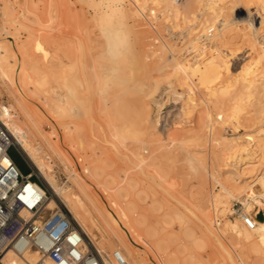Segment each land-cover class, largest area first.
<instances>
[{
    "label": "bare ground",
    "instance_id": "bare-ground-1",
    "mask_svg": "<svg viewBox=\"0 0 264 264\" xmlns=\"http://www.w3.org/2000/svg\"><path fill=\"white\" fill-rule=\"evenodd\" d=\"M129 1L131 5L136 6L140 10L141 15L144 17H147L146 15L149 14L150 17L153 18L154 16L157 18L156 14L157 11H159V13L163 15V19L166 21L165 26L168 30L167 32L170 34L171 39L172 37L174 38V34L176 33H178V35H189V37L186 38L187 42L185 41V43L188 44L183 47L185 51L187 50L188 52L186 55H183L181 53L182 56H180L178 55L180 54L178 53L179 51L176 50L177 47L172 44L174 41L171 43H167L166 40L164 42H162L161 40L163 44L160 42L161 45L158 48H153L152 50L148 48L146 54H143L141 56L140 62L145 72L139 82L132 79L134 76V72L130 66L125 65V58L123 54L125 45L120 41H116L117 49L119 51L117 55L114 54L115 52L109 54L102 51V55H100L99 53L100 56H107L104 63L108 67L112 68V71L114 72L113 78L115 80V85L119 86L124 82H128L125 89L123 90L126 91V89L131 88V92L133 90L137 92V96L135 95L136 97H134L133 104L131 105L128 103V101H125V99L122 100V97H118L121 99V101L119 99L120 105L117 103L116 104L122 110L116 109V114L119 113L123 116V113L118 112V110H120L121 112L123 110L124 112H127L128 110V113L131 112V114L128 116V118L124 117L125 122L122 123L124 121L123 120L121 122V125H114L115 123L112 122L113 124L110 127V123L107 121L109 125L108 129L110 131V137L103 135V137L99 139V135L97 136L99 132L95 130V126H101L99 115L102 116L101 114H105L106 110L105 112L98 114L97 116V111L95 112V110H97L98 105H96L97 107H95L94 101H92L93 98L88 92L91 91V87H101V89H106L107 83L100 82V76H96L95 73L94 74L96 78L95 80L93 79L94 82H90L88 80L89 77L90 80L91 78H94L92 74V77L85 76L87 77V79L84 77V71L85 73L87 71L84 70V63L88 66L90 61L83 62L84 60H82L81 55L80 57H78L79 60L76 62H72V58V60L68 62L69 64H63V67H70V70H68L67 68L66 70L63 67L62 69H59L63 72H65L66 70L68 73L67 76L62 77V75H64V73L62 72V75H59L57 73V76H61L57 77L54 74L56 73V70L53 72V74H51V72H49L50 70L47 69V73L46 68L49 67L46 66L43 61H40L39 58L34 59L36 57L32 56L34 55L31 54L32 51L31 53H29L28 48L21 49L20 47H16L14 45L6 46L2 44L3 40H0V79L3 86L5 87V90L9 94H11L10 96H12V99H14L15 102L20 105L26 120L27 129H22L18 126L14 128V126L12 125L11 127L10 121L5 120V118H7L6 116L8 115V110L1 105L0 120L7 127L12 136L13 142L20 150L23 157L30 163L34 172L37 174L40 181L49 192V195H47L46 198L47 207L49 209L60 206L66 208V210L68 211V215L70 214L69 218L72 223L76 227H78L87 238V241L84 242L85 248L88 249L89 247H92L96 249L97 252H99L103 257H105V254L109 255L110 258H107V260L105 261L106 264H117L110 255L114 250L110 253H107L100 249L97 245L95 235L93 234V229L101 233L103 228H108L112 232L113 238L117 240V242L124 250L123 253L122 251H119L126 261V264H145L142 257H140V253L135 248L136 245L134 243V241L139 239L140 237L138 236L139 232L133 230H136V225H143L145 227L146 219L142 216L141 218L132 216L131 221L127 219L123 221L124 213L121 206H119V202H124V207H126L129 212L136 213L140 207L139 199L141 198V196L139 194L146 193L147 195V192L143 190V188H141L142 190L139 189L135 199L132 200L128 199L129 194L128 192H126L127 189L123 188H120L117 191H111L112 193L103 194L96 187L95 183H101L100 179L102 176H109V179L111 180L115 179V177L110 178V175H108V173L110 170L113 171L112 168L113 166H116L118 160L116 162L115 160L112 161L110 159L101 158L100 152L96 146L98 145L101 147L100 143L102 145L106 144V146L110 145L117 153H119L120 156L117 159H123L127 163L129 161L133 164V166L131 164L130 165L135 170L134 172L128 171L131 172V174L128 175L127 181L136 188L141 183H146L151 179H154V175L151 174V172H154L159 177L162 176L163 171V174H165V172H170L168 171V169L167 171L164 170V166L166 165H164V161L166 160L165 154L167 153L165 147L166 145L164 143L167 141V138H170L171 143H177L179 145H182L183 143L190 144L194 148L193 151L190 152V154H187L189 157L185 159V163L187 164V167L191 169L190 171L200 175L201 185L203 189L205 188V173H207L206 165H208L209 163H205V159L201 151L208 143H210V145L215 144L221 146L222 151L219 150L220 152H222L221 154L215 152L216 150H214V152L212 150L213 153L211 155V158L214 161L218 158H223L221 161H226L227 159H229L230 162L226 161L227 163L225 162L224 164L227 166L232 165V168L238 167L237 164H239V162L241 163V165L242 163L245 164V166H243L240 171L238 170L239 174L236 179H227L223 182L219 180L220 178L215 179V181L221 185V190L219 192L215 194H209L208 191L200 193V197L197 198L198 205L196 206V213L199 219L198 231L200 233L198 241L202 240L203 243H206L205 239H207L212 245L218 247L219 252L225 253L224 264H233V260H235L236 256V252L233 250V247H235V245L240 246L241 251L244 252L246 256L252 260L253 264H264V219L257 220L254 218L255 225L253 228H248L245 224L243 225L240 222V220L243 221V218L246 215H251L250 211L252 209H256L257 211L264 210V98L259 97L264 94V34L260 33V30L264 28V8H262V10L258 12L257 9L251 10L252 8L250 9L249 6H242V3L247 4L258 0ZM91 2L92 0L89 3L93 4ZM148 4L150 6H148ZM146 5L149 8L147 7L148 14L145 15V10L143 11V9L146 7ZM129 8L130 7L128 5V7L126 8L128 13V24L131 26V28H134V26H137L139 24L136 23L137 21L132 12H129ZM156 9L158 10L156 11ZM98 12L94 14H98ZM55 14L57 15V12L54 13V15ZM96 17L94 15V18ZM156 18H153L152 21ZM181 22H183V24L184 22H186L187 27L185 28V30L181 28L182 30L180 29V31L177 30L175 32V29L173 28L179 27ZM90 31L92 32V30ZM132 31L134 30L132 29L131 33ZM183 35L180 36V40H184L183 37L185 36ZM234 35H236V37L238 35L239 39L242 42L249 44V54L244 55L243 50V54L241 53V50L237 52L239 46H235L236 41L234 40ZM138 38V35L134 37V39ZM156 39L154 38V41L158 42L159 38L157 40ZM177 43L175 42V44ZM80 44L82 45V43ZM53 47V51H51L54 55L50 54L53 55L50 58L56 59V61L59 60V62L56 65L53 64L55 67L52 64L51 65L53 66V68H56L58 64V66L61 67L63 58L61 60L58 56L59 52V54H62L60 50L61 47H58L57 43L56 45L53 43ZM113 48L115 47L112 46V50ZM167 51L174 57L172 61L167 60L168 56L167 58L165 57ZM235 51L237 54L241 53V56L238 58V62L236 61L230 65L228 63L229 59L227 57L231 56ZM64 52L65 54L69 55V52ZM190 53L194 54L188 56ZM150 58H153V60L151 62H148L147 60H149ZM66 61L67 60L65 59L64 62ZM103 61L104 60H102V62ZM58 66L56 69L59 68ZM126 66H128L129 68L127 69ZM22 70L24 72H22ZM89 71L91 72L92 69ZM105 73L107 74V72ZM229 73H233V75L229 77ZM74 76H76L78 81L74 78ZM122 79H124V81ZM192 81L195 82V85L192 84ZM19 82L25 86L27 92L30 93L29 95L33 94L34 96L35 94L34 97L37 96L40 101H42L46 109L51 112V115L49 116L53 115L58 121H60V127L62 126V128H64L65 130L66 135L70 137L69 141L65 136L66 140L71 145L70 146L68 144L70 148L76 147V150L79 147L83 149L88 144L91 147V153L89 154L86 152L85 154L82 153L83 155H77V152L75 154L72 152L73 155H77L78 161L80 163H78V165L79 167H81L78 171H70L69 169L70 181L65 186H61L57 182L55 176L52 173L51 166L43 159L44 156L42 155L43 152L41 154V149H38V147H35L33 143H31V136H39L40 138H45V134L43 135V133L40 131L37 123L38 119L36 120L33 112L23 105V101L19 97L22 96V94L18 92L17 87V83ZM51 82H54L56 85L62 84L63 90L59 92L55 86L53 87L50 85ZM92 84H94V86H92ZM102 85L104 86V88H102ZM193 88H195L194 90L198 91H196V93H200V91L203 92L204 96L198 97L195 94ZM157 90H159L157 95L166 94L167 97L174 96V99L175 97L180 96L182 93H185L186 99L184 98L185 101L181 105V111L185 116L192 112L196 105H204L200 108L204 109V111L200 114V121L196 122V127L192 128L194 124L191 127H189L190 125L187 124L189 126L183 128V130L174 128L173 130H176L174 131L176 132V134L167 133L164 136H161V134H159L157 130V125L159 123V115L157 114L164 102L162 96L157 98L156 95H154ZM260 92H262L261 95H259ZM133 94H135L134 91L132 95ZM116 95L117 94H115V96ZM196 96L198 98H196ZM251 97H253L254 99H252ZM107 99L110 101L109 97L106 98V100ZM151 102L154 104V107L150 106ZM210 105L216 108V113L214 115L211 113V111H209ZM250 105H253L255 107L252 112L250 109H248ZM111 106V109H113V104H110V107ZM107 111L110 112L109 110ZM153 112L156 113L154 117H152ZM124 114L126 115V113ZM36 115L38 114L36 113ZM53 116L51 118L54 119ZM117 116L118 119L116 122L120 124L119 120H121L123 117L121 116L122 118H119L120 115ZM111 117L112 120L115 121V119H113V116ZM108 118L110 117H107V119ZM14 125L16 126V123H14ZM240 126L242 128H248L250 126L257 127L254 130V134L249 132L235 133L234 131L242 130V128H239ZM173 127H175V125ZM226 127H229L230 129H232V131H234L227 134L228 132H225ZM178 130L180 131L178 132ZM222 130H224V132H222ZM227 130L228 129H226V131ZM119 143L124 145L126 143H130V147L128 149H126L128 146H124L126 147L125 149L129 151L127 152L129 154L125 152L123 146V149L119 150L121 148L118 147ZM46 144L49 147V150L55 156L59 157L56 146L54 147L47 140ZM186 147H188V145L185 146V148ZM148 148L149 150L151 148V152L149 151L150 154L148 155L146 152L147 156L143 155V151H148ZM122 150H124V153H120V151ZM186 150L188 151V148ZM76 151L79 152V150ZM65 156L70 159L69 156ZM65 156L63 157L65 158ZM112 158L115 159V157L113 156ZM208 159L210 160V158ZM208 159L206 158V160ZM64 160L65 162L67 161V163L70 162V160L68 161L66 160V158ZM85 160L88 161L87 165H85L84 163ZM61 161L63 162V160ZM70 163L68 164L70 165ZM69 165L66 166L70 168ZM166 166L168 168L169 165ZM258 167H260L259 174H257L253 179H250L248 181L245 180L247 176H243V174H246L254 168ZM124 170H128V168ZM217 172L219 171L217 170ZM122 175L124 174L122 173ZM223 177L224 176H222V178ZM164 178L166 180L165 176ZM112 182L115 181L112 180ZM150 184L148 186H150ZM135 188L133 190H135ZM102 195L104 200L106 199V203H108L107 205L103 204V200L101 197ZM230 198L238 199L241 202L242 206L240 207V209H238V211H236L237 216L234 218V220H227L224 226H222V229H220L214 221L216 219L215 216L221 214V212H226L225 210ZM144 200H146L145 196L143 197L142 201L144 202ZM152 200L150 202V205L155 206V201L153 202ZM208 205H210L213 209V211H211L212 214L208 210ZM174 209V214L177 218L175 219H184L185 216H181V210H178V207ZM146 213L147 212H145V215ZM167 221L169 223L170 220H166L165 222ZM187 221L181 222V225H179V229L182 233L188 234L189 236V233H192V230L191 227H189L190 229L188 228ZM123 228H125L130 233L132 237L131 240H128L125 233L122 232ZM173 236L175 237L173 233H170V236H161L154 239V243L152 244L153 248L157 252L163 254V258L166 264H178V253L176 254L174 252L175 250H171L174 243L178 242L177 240H175V238L173 240ZM196 237H193L192 234L193 242L194 239H197ZM107 240L109 242L110 238H108ZM171 242L174 243L172 244ZM137 244L139 245V243ZM177 244L178 243H175V245ZM127 258H129L130 260H128ZM218 258L219 257L216 254L215 259ZM38 259L39 255L35 249H27L21 254H16L9 249L3 256L0 257V264H35ZM191 259H194V264H203V260H201V258H192L191 256Z\"/></svg>",
    "mask_w": 264,
    "mask_h": 264
},
{
    "label": "rangeland",
    "instance_id": "rangeland-1",
    "mask_svg": "<svg viewBox=\"0 0 264 264\" xmlns=\"http://www.w3.org/2000/svg\"><path fill=\"white\" fill-rule=\"evenodd\" d=\"M86 1H84V0H82V1L81 0H0V40H3L2 44L6 45V46L14 45L16 47H20L21 49L28 48L29 53H31V51H32L31 54H34L32 56L36 57L34 59L39 58L40 61H43V63L49 67V68H46V70L49 69L50 70L49 72H51V74H53V72L56 70L55 71L56 73H54L56 76H57V73L59 75H62L63 71H61L59 69L60 68L62 69L63 64H66V65L69 64L68 62L71 61L72 58H73L72 62H76L79 60L78 57H80V55H81L82 60H84L83 62H85V61L89 62L90 61L91 63L89 62L88 66L84 63V68H85L84 70H87L86 71L87 74L90 73L87 75L84 71V77L85 76H88V77L91 76L92 77V75H93L94 78H91V80H90V77L88 78V80L91 82V81H93V79L95 80L96 76L99 75L100 79H101L100 82L107 83L106 89L102 85V88H104V89H101V87H97V88L91 87L90 88L91 91L88 92L90 94V96L93 98L92 101H94L95 107H97L96 105H98L97 110H95V112L97 111L96 112L97 116H98V114H101V113L105 112V110H106L105 114L104 113L101 114L102 116L99 115V121L101 123V126L100 127L95 126V130L99 132V133L97 132L98 133L97 136L99 135L98 138L100 139L101 137H103V135L110 137V133H109L110 131L108 129V127H109L108 122L110 123V127L113 123H115L114 125H121L122 123L125 122L124 117L128 118V116L131 114V112L128 113L129 112L128 110H127V112H124V110L122 112L120 111L122 109L117 106V104L120 103L119 102L120 98H118V97H122L121 98L122 100L125 99V101H128V103L131 105V104H133L134 97L137 96L136 95L137 92H135V90H133V89L132 90L134 91L135 94L132 95L133 91L131 92V88L126 89V91L123 90V89H125L126 84H128V82H124V83H122V85H119V86L115 85V82H114L115 80L113 78L114 72L112 71L111 67H108L104 63L107 56H105V55L100 56V55H102L101 52L104 51V52H107L109 54L115 52L114 54L117 55L119 53V51L117 49L116 41L118 40L122 44H124L125 47L123 49V51H124L123 54H124V58H125V60H124L125 65H128L132 68V70L134 72V76L132 79L137 80L139 82L142 79V76L145 72L142 65H141L140 59H141V56L143 54H146L148 48L151 50L153 48L154 49L158 48L161 45V43L164 42L165 40L167 43H169V42L171 43L174 41L172 44H174L177 47L176 50H178L179 51L178 53H180L178 55L182 56L181 53L183 55H186L188 51L187 50L185 51V49L183 47H185L188 44V43H185V41H186V38L189 37V35L185 36L182 34L185 37H183L184 40L183 39L180 40V36H182V35H178V33H176V34H174V38L172 37V39H171L170 34L167 32L168 30L165 26L166 21L163 19V15H161L159 13V11H157L158 9H156L157 18L153 16V18H156V19L152 21L153 18L150 17L148 14V8H149L148 6H150L149 4H148V6L146 5V7H145L146 9L145 8L143 9V11L145 10L144 14L145 15L148 14V15H146L148 17L147 18V17L142 16L140 10L136 6L131 5L129 0H126V1L125 0H94V1L92 0L91 3H93V4L89 3L91 0H86ZM128 5L130 7L129 12H132L133 16L135 17V19L137 21V22L136 21L135 22L139 24L137 26H134V28L133 27L131 28V26L128 24V13H127V9H126L128 7ZM96 6H98V7H96ZM242 6H249L250 9L252 8L251 10L257 9V11L260 12L262 10V8H264V0L253 1V2L247 3V4L242 3ZM56 12H57V15L55 14L56 15L55 16L54 13H56ZM97 12H98V14H94ZM94 15H95V17L96 16L97 17L94 18ZM181 23H180L181 27L179 26V27L173 28V29H175V32L177 30L180 31L181 28L185 30V28L187 27L186 26L187 23L186 22H184V24H183V22H181ZM59 26H60V28H59ZM66 28H68V29H66ZM97 29H99V30H97ZM132 29L134 31H132V33H131ZM90 30H92V32ZM260 33L264 34V28H262L260 30ZM131 34H132V36H131ZM137 35L139 36V38L134 39V37H136ZM161 36L163 39L161 38ZM154 38L155 39L159 38L160 39V41L158 39L159 43L157 41H154ZM58 40H59V43H58ZM161 40H162V42H161ZM234 40L236 42H238V43L235 42V46L236 45L239 46L237 52L241 50L242 54H243V51H244V55L249 54V51H250V50H248L249 44L242 42L239 39L238 35H237V37H236V35H234ZM175 42L176 43L179 42V43L175 44ZM53 43L55 45L57 43V46L61 47L60 50H61L62 54H59L60 53L59 52L58 56L61 60L63 58V61H62L63 63L61 64L62 65L61 67L58 66L59 64L57 65L59 67L58 69H56L57 66H56V68H53V66L56 65L59 62V60L57 59L58 61H56V59L50 58L51 56L54 55L52 52L53 48H54ZM78 43L79 44L82 43V45L80 44L82 47ZM59 44H61V45H59ZM148 44H150V45L153 44V45L150 46ZM112 46L115 47V48H113V50H112ZM238 46H236V47H238ZM104 47L106 48V50ZM30 48H32L33 50ZM62 48H64V49H62ZM180 49H181V51H180ZM63 50L66 51V53L69 52L68 53L69 55L65 54V52ZM245 51H246V53H245ZM70 52H71V54H70ZM99 53H100V55H99ZM194 53H196V52H194ZM194 53H190L188 56H190ZM241 53L237 54L235 51L231 56H228L227 57L229 59L228 63L231 65L236 61L238 62V58L241 56ZM50 54H53V55H50ZM65 55L67 57L69 56L68 57L69 60ZM83 55H85V56H83ZM167 56H168V58H167ZM33 57H31V58H33ZM165 57L167 58V60H171V61L174 58L171 55V53H169L168 51L166 52ZM40 58H42V59H40ZM65 59L67 60L66 62H64ZM102 60H104V61L102 62ZM149 60H147V61L151 62L153 60V58H150ZM51 64L52 65L54 64V65L52 66ZM50 65H51V67H50ZM66 65H64V66H66ZM128 66H126L127 69L129 68ZM63 68H65V69L67 68L68 70H70V67H63ZM87 68H89V69H87ZM65 69H63V70H65ZM91 69H92V71H91L92 73L89 71ZM66 70H65L66 73L63 72L64 75H62V77L67 76L68 73ZM60 71H61V74H60ZM22 72H24V71L22 70ZM105 72H107V74ZM47 73H48V70H47ZM94 73L96 74V76ZM232 75H233V73H229L228 76L230 77ZM106 76H108V77H106ZM59 77H61V76H59ZM74 78L78 81L76 76H74ZM85 78L87 79V77H85ZM122 80L124 81V79H122ZM1 84H2V81L0 79V102H1L0 105L4 106L8 110V115L6 116L7 118H5V120L10 121V126L12 125V126H14V128L18 126V127H21L22 129H27L26 120H25V117H24V114H23V111H22L20 105L17 104L14 99H12V96H10L11 94H9L5 90V87L3 86V84L2 85ZM192 84L195 85V82L192 81ZM50 85L53 87L55 86L59 92L63 90L62 84L56 85L54 82H51ZM92 86H94V84H92ZM17 87H18V92L22 94V96H19V97L23 101V105L25 107H27L30 111L33 112V115L35 116L36 120L38 119L37 123H38V126L40 128V131L43 133V135L45 134L44 135L45 138H40L39 136L38 137L31 136L30 137L31 143H33V145L35 147H38V149H41V154L43 152L42 155L44 156L43 159L45 160V162H47L51 166L52 173L55 176L57 182L59 183V185L65 186L70 181L69 180L70 179V171L71 170L78 171L81 167V166L79 167V165H78L79 161H78L77 155H81L82 153L85 154L86 152L88 154L91 153V147L89 146V144L87 146H85L83 149L78 147V149H76V150H79V152L75 150L76 147L75 148L73 147L74 149L70 148L71 145L67 141V140L70 141V137H68L66 135L64 128H62V126L60 127V121H58L53 115L52 116L54 117V119L51 118L52 116H49V115H51V112L48 109H46V107L43 105L42 101H40V99L37 96L34 97L35 94H34V96H33V94L29 95L30 93L27 92V90L25 89V86L23 84H21L19 82V83H17ZM115 87L117 90L115 89ZM107 89H108V91H107ZM194 89L195 88H193V90ZM106 91L110 92V93H107ZM115 91H117V92H115ZM178 91H180V90H178ZM196 91L197 90H194L195 94L198 97L204 96L203 92L200 91V93H196ZM112 92H115V93H112ZM158 92H159V90H157L154 93V95H156L157 98L162 96V99L164 102L161 109L159 110V112L157 114V115H159L158 116L159 117L158 118L159 123L157 125V130H158L159 134H161V136H164L167 133L176 134V132H174L176 130H173L174 128L175 129L178 128L180 130H183V128H186L189 125H190L189 127H191L193 124L194 125L192 126V128L196 127V125H197L196 122L200 121V114L204 111V109H200V108H201V106H204V105H199V104L196 105L194 107L193 111L185 116L183 114V112L181 111V105L185 101L184 98L186 99L185 93H182L180 96H177L174 99V96L167 97L166 94L157 95ZM26 93H28V94H26ZM106 94L107 95L109 94L108 97H109L110 101L108 99L106 100V98H108ZM115 94H117L116 95L117 97L115 96ZM118 94H120V95H118ZM261 94H262V92L259 93V95H261ZM113 96H115V97H113ZM197 96H196V98H198ZM30 97H32V98H30ZM253 97H251V98L254 99ZM259 97L264 98V94H262ZM36 98H37V100H36ZM113 98H115V99H113ZM97 99H98V101H97ZM121 99H120V101H121ZM103 101L105 104L103 103ZM110 104H113V109H111L112 106L110 107ZM153 105L154 104L151 102L150 106L154 107ZM203 108H206V107H203ZM254 108L255 107L253 105H250L248 107V109H250L251 112L254 110ZM116 109H120V110H118V112L123 113V116L119 113L116 114V112H117ZM107 110H109L110 112H108ZM113 110H116V111H113ZM209 111H211V113L214 115L216 113V108H214L212 105H210ZM36 113L38 115H36ZM124 113H126V115ZM109 114L111 116H113V119H115V121L112 120V117ZM117 115H120L119 118L121 116L123 117V118L121 117L122 119L119 120L120 124H118V122H116L118 119ZM152 115H153L152 117H154L156 115V113L153 112ZM107 117H110L111 119L110 118L107 119ZM115 117H117V118H115ZM55 119L57 122L55 121ZM14 123H16V126L14 125ZM187 124H189V125H187ZM174 125H175V127H173ZM177 125H178V127H177ZM180 127H182V128H180ZM256 127L257 126H250L248 128L247 127L242 128L240 126L239 128H242V130H239V131L233 130V131L235 133L236 132L237 133L238 132L239 133L249 132V133L254 134L255 133L254 130L256 129ZM226 129H228V130L226 131ZM229 129H230L229 127L225 128V132L226 133L228 132L227 134L233 132L232 129H230V130ZM99 130H101V131H99ZM180 130H178V132ZM222 132H224V130H222ZM65 136L67 137V140H66ZM43 139L45 142L43 141ZM46 140L48 142H50L54 147L56 146V150H58L57 152L59 154V157L55 156L49 150V147L46 144ZM166 140L167 141L164 143L166 146L165 145L164 146L166 147V152H167L166 154H168V155L165 154L166 160L164 161V165L166 164L169 166L167 168V166L165 165L164 170L167 171V169H168V171H170V172H168V173L165 172V174H163L164 173V171H163L161 177H159L154 172H151V174L154 175V179H151L150 181H148L149 183L148 182L141 183L136 188L134 186H132L131 183H129L127 181L128 175L131 174V172H128V171L134 172V170H135L132 167L133 164L130 163L129 161L127 163L123 159L122 160L117 159L120 156L119 153H117L110 145L106 146V144L102 145L100 143L101 147L98 145L96 146L100 152V157L103 159H110L112 161L115 160L116 162L118 160L116 166H113V168H112L113 171H115V172L117 171V172L115 173V172L110 170L111 172L109 171V173H108V175H110V178L115 177V179H112L115 182H112V180L109 179V176L107 175L108 177L102 176L100 179L101 183H95V185L103 194L112 193L113 191H117L120 188L127 189L126 192H128V194H129V197H128L129 200L135 199L137 192L141 188H143V190H145L147 192V195H146V193L145 194H142V193L139 194L141 196V198L140 199L137 198V199L140 200V201L138 200L140 202L139 203L140 207L136 213L129 212V210L126 209V207H124V205H125L124 202H121V201L119 202L120 203L119 206H121V208L123 209V213H124L123 221H125L126 219L131 221L132 216L133 217L136 216L139 218H141V216H142L143 218L146 219L145 220V222H146L145 227L143 225L142 226L136 225V227H135L136 230H135L134 225H133V229H134L133 231H136V232L138 231L139 232L138 236H140L139 239L134 241V243L136 245L135 248L140 253V257H142L145 264H166V262L164 261V258H163V254L157 252L153 248L152 244L154 243L153 242L154 239L159 238L161 236H170V233H173L175 235V237L174 236L172 237L173 240L175 238V240L178 241V242H175V243H178L177 245H175L174 242H171L172 244L174 243L173 247L171 246L172 247L171 250H173V251L175 250L174 252L176 254L178 253V255H177L178 264H194L195 263L194 259H191V256H192V258H195V257L201 258V260H203V264H224L225 253L219 252L218 247L212 245L207 239H205L206 243H203L202 240L198 241L200 233L198 231V220L199 219H198L197 213H196L197 212L196 206L198 205L197 198L200 197V193H202V192L208 191L209 194H215V193L219 192L221 190V185L218 182H216L215 179L220 178L219 180L221 182H223L224 180H227V179L228 180H233V178L236 179L238 177L240 169L243 166H245V164L242 163V165H241V163L239 162V164H237L238 167L232 168L231 167L232 165L227 166L224 164L226 161L230 162L229 159H227L226 161L225 160L221 161L223 158L222 159L218 158L217 160L214 161L211 158L212 153L214 152V150H216L215 152L221 154L222 152H220V151H222V149H221V146H218L215 144L210 145V143H208L204 148L206 151L204 149L201 151L202 155L204 156L205 163L210 164V165L209 164L206 165L207 166V173H205L206 174V176H205V188L203 189L202 185H201L200 175L190 171L191 169L188 168L187 164L185 163V159L187 157H189L187 154H190V152L193 151L194 147H192V145L187 144V143H183L182 145H179L177 143H171L170 138H167ZM187 145H188V147L185 148V146H187ZM122 146H123L126 153L129 152L126 149H128L130 147V143H126L125 145L119 143L118 147H121L119 150L123 149ZM124 146H128V147L126 148ZM87 147H89L90 150ZM190 147H191V149H190ZM99 148H101V149H99ZM187 148H188V151L186 150ZM211 148H213V149H211ZM72 150H74L75 152ZM80 150H83V151H80ZM124 150H122L123 152L120 151V153H124ZM212 150H213V152H212ZM149 151L151 152V148H150V150L148 148V151L147 150L143 151L144 152L143 155L147 156L146 152L149 155L150 154ZM72 152L74 154L77 152V155L76 156L73 155ZM101 152L103 155L101 154ZM64 154L69 156L70 159L67 158ZM127 154H129V153H127ZM8 155L12 159V161L15 163V165L17 166V168L19 169L21 174L25 175L31 171L32 166L20 154V152L15 147L12 146L8 150ZM63 156H65L66 160L69 159L70 162L72 160L73 163L68 162V163H70V165H69L67 163V161L65 162V160H64L65 158ZM112 156L115 157V159H113ZM218 157H222V156H218ZM75 158H77V159H75ZM206 158L207 159L210 158V160L208 159L209 160L208 161V160H206ZM61 160H63V162ZM119 160H121V161H119ZM84 163H85V165H87L88 161L85 160ZM119 163H121V164H119ZM66 165L67 166L69 165L70 168L67 167ZM130 166H131V168H130ZM126 168H128V170H124ZM69 169H70V171H69ZM115 169H117V170H115ZM217 170L219 172H217ZM259 172H260V167L254 168L253 170H251L250 172H248L246 174L244 173L243 176L246 175L247 177L245 178V180L248 181L250 179H253L257 174H259ZM122 173L124 175H122ZM163 175L166 177V180H165ZM222 176H224V177L222 178ZM31 180L39 182L40 179L37 176V174L34 172V176L31 177ZM106 180H107V182H106ZM104 182H106V183H104ZM150 183H152V184H150ZM149 184H150V186H148ZM117 186H119V187H117ZM151 186H152V188H151ZM134 188H135V190L136 189L137 190L136 191L133 190ZM132 190H133V193H132ZM142 195H143V197L144 196L146 197V200H144V202L142 201V199H143ZM101 197L103 200V204L107 205L108 203H106L107 202L106 199L104 200L103 195ZM151 200L153 202L155 201L154 204L156 207L154 205L153 206L150 205ZM146 206H148V207H146ZM241 206H242V204L238 199L230 198L229 202L227 203V208L228 209L230 208V209L228 210L226 208V210H225L226 212H224V213L221 212V214H218L215 216L216 219L214 218L215 219L214 221L218 225V227L220 229H222V226H224V224L227 220H234V218L237 216L236 211H238V209H240ZM60 207L62 209H64L66 211V213H68L66 208H64L62 206H60ZM177 207H178V210H181V212L183 214V215L181 214V216H185L184 219L176 220L177 218L174 214V210H175L174 208H177ZM208 207H209L208 210L212 214V212H211V211H213L212 207L210 205H208ZM145 212H147L146 215H145ZM231 212H233V213H231ZM140 213H142V214H140ZM250 213H251V215H255V219H257V220L264 219V210L257 211L256 209H252L250 211ZM132 214H134V215H132ZM164 214L167 216H165ZM163 216H165V217H163ZM166 220H170L171 223H170V221H169V223H168V221L165 222ZM183 221L188 222L187 223L188 228L191 227L192 233L190 232L191 234L189 233V236H188V234L182 233L179 229V227H180L179 225H181V222H183ZM240 222L244 225L242 220H240ZM192 226H193V229H192ZM122 232L125 233L128 240H131L132 237H131L130 233L125 228H123ZM93 234L95 235L98 247L100 249H102L103 251L110 253L113 250H120L123 253L124 250L122 249L120 244L117 242V240L113 238L112 232L108 228H103L101 233L96 231L95 229H93ZM176 234L177 235L179 234L178 237ZM192 234H193V237L197 236L196 237L197 239H194V242L192 241ZM108 238H110L109 242L107 240ZM142 240H143V242H142ZM137 243H139V245ZM175 246L177 247V249ZM233 250L236 252V256H235V260H233V264H253L252 260L249 257H247L244 252L241 251L239 245H235V247H233ZM216 254L219 257L218 259H215ZM124 255H126V254H124ZM127 259L130 260L129 258H127Z\"/></svg>",
    "mask_w": 264,
    "mask_h": 264
},
{
    "label": "built area",
    "instance_id": "built-area-1",
    "mask_svg": "<svg viewBox=\"0 0 264 264\" xmlns=\"http://www.w3.org/2000/svg\"><path fill=\"white\" fill-rule=\"evenodd\" d=\"M12 146L20 152L0 120V257L9 249L16 254L35 249L39 255L35 264H106L109 255L85 248L84 233L64 209L47 207L49 192L40 180H31L32 168L21 174L8 155ZM254 218L246 215L243 222L253 228ZM110 255L117 264H126L119 250Z\"/></svg>",
    "mask_w": 264,
    "mask_h": 264
}]
</instances>
